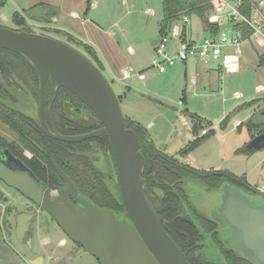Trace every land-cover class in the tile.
I'll list each match as a JSON object with an SVG mask.
<instances>
[{
	"label": "water",
	"instance_id": "1",
	"mask_svg": "<svg viewBox=\"0 0 264 264\" xmlns=\"http://www.w3.org/2000/svg\"><path fill=\"white\" fill-rule=\"evenodd\" d=\"M36 11H27L31 16ZM0 48L24 56L38 76L39 113L36 120L47 136L69 143L105 136L116 168L123 214L99 207L83 198L72 180L61 171L65 186L52 198L46 185L10 152L0 153V179L24 195L36 207L52 216L57 225L76 244L91 254L99 264H191L186 254L163 228L144 191L142 172L146 160L140 151L137 133L126 127L119 99L100 68L71 45L33 31L0 26ZM47 79L57 89L64 87L83 102L101 125L81 134H63L50 129L44 117V87ZM52 101L50 105L52 104ZM255 124L264 123V110L251 117ZM182 140L166 152L174 154ZM264 148V132L252 137L246 149ZM111 182V175H109ZM208 217L220 228L219 239L252 264H264V198L245 192L239 186L222 182L214 189ZM32 213L16 216V236L23 239L29 230ZM216 264H228L219 247L206 233Z\"/></svg>",
	"mask_w": 264,
	"mask_h": 264
},
{
	"label": "rangeland",
	"instance_id": "2",
	"mask_svg": "<svg viewBox=\"0 0 264 264\" xmlns=\"http://www.w3.org/2000/svg\"><path fill=\"white\" fill-rule=\"evenodd\" d=\"M103 1L111 5L112 18L117 21L118 26L112 30L120 33L119 28H123L125 31L122 44L147 45L152 54L148 66L142 70L144 80L131 78L114 82L102 70L119 99L123 115H130L132 120L146 128L155 146L161 150L167 151L178 140L187 144L196 137H204L183 156L177 154L184 147L181 146L174 152L176 158L199 170H225L244 176L251 187L256 190L257 187L264 189V148L248 153L237 152L246 148L247 143L243 144L244 132L238 130V125L242 123L244 130L247 120L264 109V91L255 92L257 84L264 86V64H258L255 46L249 41L242 43L240 70L237 73H224L219 69L218 62L214 61L205 68L194 56L185 62L176 60L165 71L159 72L151 66V62L156 57L152 45L160 39L162 0ZM16 3L14 0H5L0 5L1 27L19 28L12 19L13 13L20 10ZM147 9L152 10L153 14L145 13ZM27 19L43 22L41 15ZM31 30L65 42L84 54L81 46L53 28L43 30L32 24ZM107 30L111 28L107 27ZM206 34L202 20L197 16L189 17L186 39L199 41ZM176 48V38H169V55ZM194 77L196 82L192 81ZM128 83L130 88L126 89ZM235 92L241 93L242 97L234 98ZM188 110L209 120L211 124L197 125L195 134L192 131L193 120L186 112ZM226 116L229 118L222 126L221 122ZM0 128L4 136L11 137L9 131H3L6 129L5 124L0 123ZM203 129L207 133H201ZM185 188L191 202L186 211L195 209L208 217L211 201L217 197L215 191L198 179L190 180ZM0 190V196L3 195L0 197V264H30V260H42L40 264H99L91 254L73 242L55 221L46 218L44 214L32 220L22 240L17 238L16 216L29 202L3 183H0ZM263 192L257 190L254 194L258 198H264ZM61 239L65 240L62 244L59 243ZM207 255L214 256L215 253L208 249Z\"/></svg>",
	"mask_w": 264,
	"mask_h": 264
},
{
	"label": "trees",
	"instance_id": "3",
	"mask_svg": "<svg viewBox=\"0 0 264 264\" xmlns=\"http://www.w3.org/2000/svg\"><path fill=\"white\" fill-rule=\"evenodd\" d=\"M4 1L5 0H1L0 5L3 4ZM212 6L213 0H162L163 15L159 23V34L162 35L168 32L170 27L177 21L183 19L184 16L188 18L197 16L202 20L205 31L212 29L216 31L217 27L210 24L207 20ZM12 19L15 24L19 26L17 30L32 31L20 13L15 12ZM67 35L69 40L81 46L84 54L102 71L101 63L93 48L75 39L73 36ZM257 58L258 64L263 65L264 55H258ZM20 73H31L34 76L33 84L26 88L32 90L31 94L34 97L35 103L38 104V77L34 68L21 54L5 48H0V74L3 76L4 80L2 83L0 82V123L7 124L10 129L14 128L13 126L16 125L19 120L16 114L17 111H15V107L18 105L16 103V94L18 93L17 90L15 91L14 89L18 88L19 90H23V88H25L22 81H20V85H17L16 81L19 79L17 74ZM54 85V81L49 79L45 85V98L51 99ZM71 100L76 101L79 105L87 107L68 89L61 87L57 91V96L53 102L55 126L58 132L63 134L72 135L87 132L89 127L81 126L79 129H75L73 128L74 125L70 124L66 117H64V106ZM191 118L193 120L192 131L195 134L197 133V125L211 124L209 120L195 114ZM228 118L229 116H226V118L222 120V126L226 124L225 122ZM124 121L126 127L132 128L137 133L140 142V151L146 160L145 168L142 172V176L145 179L144 191L146 197L156 212L160 214V221L163 228L186 254L188 261L191 264H216L208 258L207 251L211 249V246L209 243L205 242L206 233L213 232L212 239L221 250L228 264H252L249 260L240 256L234 249L226 248L223 245L219 239V232L217 233V231H214L217 225L213 220H210L203 214H198L196 211H186L190 203V195L185 188V184L190 180L198 179L204 185L212 189H216L222 182L232 183L250 192H257L256 188L251 187L244 176H238L225 170H199L187 163L181 162L175 155H169L166 151L158 149L146 128L138 122L126 116H124ZM241 124L242 123L238 126ZM97 125H101L99 119L97 120ZM97 125L96 127H98ZM244 125H246L250 138H252L262 131L264 123L255 124L252 122L251 118H249ZM36 127L37 130L35 133L33 130H29V133L36 137L38 142L44 138L46 140L44 144L48 146V149L45 148L44 154L41 153L44 158V162L42 161V163L38 159H27L22 154L25 148L30 149V147H35V144L31 142L30 139L25 138V135L21 136V146L9 141L1 134L0 143L10 152H14L13 154L16 152L14 148H19L20 158L49 190L58 191L59 187L65 184L61 175L62 171L72 180L83 198L94 202L99 207L111 208L118 212L119 215L123 214L118 179H115L111 175L112 181L110 182L109 176L107 177L102 171L92 167L87 157V150L92 142H98L101 146H105L112 155L107 138L105 136H99L77 143H68L50 138L40 130L38 125H36ZM23 128L27 131L29 129ZM203 138L204 137H196L185 144L177 154L183 156L198 145ZM56 145H67L68 147L73 145L76 147H78V145L85 146V154L83 156L79 153L68 152L67 156H64L63 152L59 150L56 151L54 148ZM251 151L252 150L246 148L237 150L238 153H248ZM30 162L40 167V170H35L34 167L30 165ZM57 169H60V171Z\"/></svg>",
	"mask_w": 264,
	"mask_h": 264
},
{
	"label": "crops",
	"instance_id": "4",
	"mask_svg": "<svg viewBox=\"0 0 264 264\" xmlns=\"http://www.w3.org/2000/svg\"><path fill=\"white\" fill-rule=\"evenodd\" d=\"M14 1L18 3L16 4L19 5L20 8V10L15 12L20 13L24 17L30 28L32 24L40 26L43 30H50L53 28L55 31L61 32L65 36L69 34L82 43L91 46L101 63V69L106 72L114 82H122L123 80H130L131 78L140 79L137 74L143 72L142 70L148 66L150 58H152L151 50L149 51L147 45L122 44L125 38V31L123 28H119V31L121 30L120 33L112 30V28L118 26L117 21L112 18L111 5L103 0H93L92 2L91 0ZM32 8H36V11L32 13L30 18L41 15L44 23L34 20L29 21L27 19L29 16H26V13ZM145 13L147 12L145 11ZM56 24H58V26H55ZM107 27L111 28V30H107ZM155 45L156 44L152 45L153 49ZM132 67L139 70L135 71ZM128 68L132 69L131 75L128 78H124L122 75L123 70ZM144 79L145 76L140 80ZM192 81L196 82L195 77ZM126 86V89L130 88L129 83ZM186 112L189 117H192L194 114L197 115L189 110ZM125 116L131 119L130 115ZM241 125L237 128H239V131L244 132L242 142L245 144L251 138L247 128L244 127L245 129L243 130V126L241 127ZM163 151H166V149ZM261 189L263 190V187H257V190ZM59 243L61 244V242ZM40 263H42V260L39 262L30 260V264Z\"/></svg>",
	"mask_w": 264,
	"mask_h": 264
},
{
	"label": "built area",
	"instance_id": "5",
	"mask_svg": "<svg viewBox=\"0 0 264 264\" xmlns=\"http://www.w3.org/2000/svg\"><path fill=\"white\" fill-rule=\"evenodd\" d=\"M147 13L152 14L150 9ZM210 24L217 27L216 31H206L207 34L199 41L186 39L187 16L174 23L168 32L160 35L155 45V56L151 66L159 72L165 71L176 60L185 62L189 57H197L203 67L211 62H218V67L224 73H237L240 70V55L242 43L251 42L258 55H264V0H213V6L207 16ZM169 38H176L177 48L169 55L167 44ZM131 68L123 70V77L131 75ZM144 78L143 72L137 74ZM256 92L264 91V86H255ZM234 98H240L241 93L235 92ZM201 133H207L205 129ZM261 191H264V189ZM61 244L65 242L62 239Z\"/></svg>",
	"mask_w": 264,
	"mask_h": 264
},
{
	"label": "flooded vegetation",
	"instance_id": "6",
	"mask_svg": "<svg viewBox=\"0 0 264 264\" xmlns=\"http://www.w3.org/2000/svg\"><path fill=\"white\" fill-rule=\"evenodd\" d=\"M17 77H19V79H17V81H16L17 85H20V81H22V84L25 87V88H23V90H19L18 88L14 89L15 91L17 90V93H18V94H16V96H17L16 103L18 105H17V107H15L16 108L15 111H17L16 114H17L19 120L16 123V125L13 126L14 128H12V129H10L7 124H5L6 129H4L3 131L7 132V133L9 131L11 134L10 138H7L1 132H0V134L3 137H5L6 139H8L9 141L14 142L15 144H18V146L22 145L20 139H21L22 135H25V138L30 139V141L35 144V147L37 149L35 147H30V149L25 148L23 150L22 154L27 159H33V160L38 159L42 163V161L44 162V158L42 157L41 153L44 154L45 148L48 149L47 144H44V142L46 140L44 138H42V140L38 142L36 137L32 136L29 133V130H33L34 133L36 132V130H37L36 125H38V127L40 128V125H39L38 121L36 120V117H38V113H39V107H38V104L35 103L34 97L31 94L32 90L27 89L28 86L33 84V77L34 76L31 73H20V74H17ZM48 80L49 79L46 80V83L48 82ZM2 81H4L3 76L0 74V82L2 83ZM46 83H45V85H46ZM38 85H39V83H38ZM55 87H56V85H54L53 96H54V92H55ZM60 88L61 87H59L57 89V91ZM44 93H45V87H44ZM53 96L49 100L47 97L45 98V95H44V99H45L44 117H45V120H46L48 127L50 129L54 128L56 131H58L57 127L55 126L54 113H53V102L57 96V92H56L55 98L52 101ZM51 101H52V104L50 105ZM38 102H39V91H38ZM64 110H65L64 117H66V119L68 120V122L70 124L74 125L73 128L79 129L81 126L89 127V129L87 131H90L91 129L96 128L98 118L96 117L95 114L92 113V111L88 107L79 105L76 101L71 100V101H69V103H67L64 106ZM97 126L99 127V125H97ZM23 127H25L26 129L29 128L28 131L25 130ZM40 130H41V128H40ZM262 132H264V125L262 126V131L260 133H262ZM260 133H258V134H260ZM87 140H89V139H87ZM38 143L41 145H39ZM84 147L81 145H78V147H76L75 145H73L71 147H68L67 145H56L54 148L56 149V151L59 150L60 152H63L64 156H67L68 152L79 153V154L84 156V154H85L84 153V151H85ZM14 150L16 151L15 154H13L14 152L13 153L10 152L2 143H0V153L2 151H8L15 158L20 159L24 163V161L20 158V152H19L20 149L14 148ZM172 155H174V154H172ZM87 157H88V161L92 167L97 168L98 170L102 171L107 177L109 175H112L115 179L117 178V173H116V168L114 165L113 157L110 154L109 150H107L105 148V146H101L98 142H92L91 146H89V148L87 150ZM30 165H32L35 170H37V171L40 170V167H38L34 163L30 162ZM57 170L60 171V169H57ZM0 183H3L5 186H7L1 179H0ZM62 186H65V184ZM62 186H60V187H62ZM7 187L15 190L16 192H18V194H21L16 189L9 187V186H7ZM209 189L214 190L212 188H209ZM50 191H51L52 198H56L58 196V191H56V190H50ZM245 192L251 193L252 195H256V194H254V192H250V191H245ZM2 196L3 195H1L0 197H2ZM27 201L29 202V205L24 210H21L18 213H21V212L32 213L33 216L30 218L31 219L30 225H31L32 220L38 219V216H40L41 214H44L46 218H50L53 221H55L52 218V216L50 214H48L45 210L36 207V205L34 203H32L30 200L27 199ZM189 205H191V202L189 203ZM193 209H194V207H193ZM195 211L198 214L202 215V213H200L199 211H197V210H195ZM207 218H209V217H207ZM209 219L212 220L211 218H209ZM216 225L217 226L214 229V231H217V233H218V229L220 228V226L217 223H216Z\"/></svg>",
	"mask_w": 264,
	"mask_h": 264
}]
</instances>
